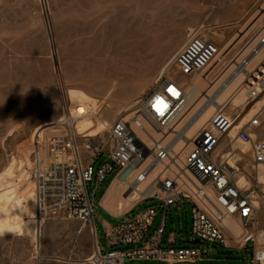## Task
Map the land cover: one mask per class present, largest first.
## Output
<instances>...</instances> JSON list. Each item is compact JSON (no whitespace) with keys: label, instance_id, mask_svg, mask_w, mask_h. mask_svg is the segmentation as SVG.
Instances as JSON below:
<instances>
[{"label":"rangeland","instance_id":"obj_1","mask_svg":"<svg viewBox=\"0 0 264 264\" xmlns=\"http://www.w3.org/2000/svg\"><path fill=\"white\" fill-rule=\"evenodd\" d=\"M199 30L221 48L223 63L216 62L208 77L214 82L264 31V0H0V264H92L96 241L107 251L106 232L121 222L112 215L133 211L131 216H136L154 207L153 229L160 225L164 211L159 203L127 199L114 175L97 190L94 224L71 220L64 212L39 217L32 172L39 153L49 158L50 144L62 134L68 115L75 120L78 134L96 137L108 153L112 149L108 130L117 120L132 118L138 103L162 80L183 79L174 59ZM119 58L121 65L130 66L129 75L121 77L126 78L123 82L110 74ZM263 59L264 49L252 64ZM190 83L202 95L194 99L173 132L191 121L207 103L205 96L212 97L219 85ZM237 85L220 101L229 114L243 98ZM232 95L237 98L227 101ZM215 112L206 113L187 137L192 138ZM153 138L159 136L153 133ZM171 139L173 133L167 141ZM175 149L173 162L184 171L190 147L179 142ZM233 149L237 155L246 153L238 143ZM243 158L241 177L247 186H255L258 203L254 223L244 229L238 219L234 218L238 223L226 220L223 232L229 247L195 244L192 206L180 203L168 209L163 245L173 240V245L165 246L199 249L203 257L196 264H251V248L239 249L238 241L241 232L264 234V186L256 185L247 169L248 155ZM88 190L92 195L91 185Z\"/></svg>","mask_w":264,"mask_h":264},{"label":"built area","instance_id":"obj_2","mask_svg":"<svg viewBox=\"0 0 264 264\" xmlns=\"http://www.w3.org/2000/svg\"><path fill=\"white\" fill-rule=\"evenodd\" d=\"M256 41L232 59L230 70L224 76L216 75L213 82L207 75L220 56V45L206 31L193 33L174 59L183 79L159 81L158 87L138 103L132 118L117 120L108 130L112 143L108 153L100 148L96 137H83L74 130L73 121L64 119L65 128L51 142L49 158L44 159L39 153L34 164L32 182L38 216L64 212L71 220L94 224L97 190L108 176L114 175V180L125 188L127 199L138 192L139 202L157 201L164 216L150 234L157 217L154 207L136 216H131L133 211L123 215L120 224L106 232L107 251L96 241L92 256L96 259L89 260L92 264L201 261L199 249L162 243L168 209L185 202L192 206V237L197 242L229 247L223 223L236 218L245 229L254 223L258 209L255 186L240 184L243 157L248 155L247 169L254 174L256 185L264 186L260 181L264 177V61L255 67L252 64L264 49V31ZM239 78L243 98L238 106H233L232 114L221 107L189 138L211 105L202 107L183 129L173 132L197 88L190 82L201 80L208 86L219 83L215 93L221 94ZM215 93L206 99L218 97ZM233 95L227 101L231 102ZM153 133L159 138H153ZM171 133L173 139L167 141ZM178 142L184 148L190 147L185 154L184 171L172 159ZM224 142L225 148L221 149ZM234 143L246 148V153L237 155ZM247 247L252 250L250 263L264 264V234H243L238 248Z\"/></svg>","mask_w":264,"mask_h":264},{"label":"bare ground","instance_id":"obj_3","mask_svg":"<svg viewBox=\"0 0 264 264\" xmlns=\"http://www.w3.org/2000/svg\"><path fill=\"white\" fill-rule=\"evenodd\" d=\"M122 57V56H121ZM222 57H223V55L222 54H220V56H219V58H218V60H217V63L218 62H221L220 64H222L223 63V61H222ZM121 59L122 58H119V59H115L113 62H114V64H113V66H116L117 68H116V70H114L115 72H113L112 71V73H110L111 74V76L112 77H117V81H119V82H123L126 78V76H128L129 74V69L128 68H130V66H127V63L126 64H124V65H121L122 64V61H121ZM135 63V62H134ZM168 68V66L165 68V70ZM213 69V70H212ZM211 69V71L209 72V74L207 75V77H209L212 73H213V71L215 70V67L214 68H212ZM122 76H125L124 78V80H122L121 79V77ZM241 81V78H239V79H237L236 81H234V83L231 85V87L229 88V89H227L226 91H224L223 93H221L220 94V96L218 95V97H214V98H207V103H208V105L206 106L205 104L203 105V106H201V108L202 107H208L209 105H212L211 106V109H209V111H216V110H219V109H221V107H223V109H226V107H224V105H222V103H220V101L221 100H224V97H223V95L226 93V92H228L230 89H232V87L234 86V84H238L239 82ZM101 85L104 83V81L102 80V81H98ZM202 93L199 91V89L198 88H195L194 89V96L191 98V100L189 101V107H188V109L190 108V106H191V104H192V102H194V99L195 98H198L199 97V95H201ZM243 95V94H242ZM242 95H240V96H242ZM206 97V96H205ZM234 98H237L236 96H234L233 97V99ZM223 102V101H222ZM240 102H241V100H240ZM239 102V103H240ZM239 103L238 104H236V105H234V106H238L239 105ZM187 109V110H188ZM200 109V108H199ZM208 111V112H209ZM188 112V111H187ZM186 113V112H185ZM195 115H196V113L193 115V117H195ZM181 117H182V115H181ZM181 117L179 118V120H178V122L180 121V119H181ZM193 119V118H192ZM67 121L68 122H71V121H75L72 117H71V115H68L67 116ZM177 122V123H178ZM103 128H104V125L102 126ZM183 129V128H182ZM177 131H175L174 133H176ZM179 143V142H178ZM178 143H176L175 144V147H176V145H178ZM176 150V149H175ZM156 172H157V170L155 171V172H153V175H155L156 174ZM152 177V176H151ZM260 181L261 182H264V177H260ZM240 184L241 185H247V181H246V179L244 178V177H241V180H240ZM139 197H140V195H139V193L137 192L135 195H133V196H131L130 198L132 199V200H138L139 199ZM129 198V199H130ZM258 204V203H257Z\"/></svg>","mask_w":264,"mask_h":264},{"label":"crops","instance_id":"obj_4","mask_svg":"<svg viewBox=\"0 0 264 264\" xmlns=\"http://www.w3.org/2000/svg\"><path fill=\"white\" fill-rule=\"evenodd\" d=\"M264 61V59L261 61V63ZM260 64V63H259ZM258 65V64H257ZM257 65H253L254 67L255 66H257ZM115 190V195L117 194V188H115L114 189ZM112 217H114V218H116V219H121V217H122V215H119V216H114V215H112ZM157 218V217H156ZM228 220H232V221H235V222H237V220H235L234 218H230V219H228ZM226 222V221H225ZM224 222V223H225ZM224 223H223V226H224ZM238 223V222H237ZM239 225V224H238ZM115 227V226H114ZM114 227H109L108 228V230H110L111 228H114ZM152 229H153V227H152ZM152 229L150 230V234L156 229H153V231H152ZM107 230V231H108ZM152 231V232H151ZM243 234H245L244 232H241L240 233V237H239V239L242 237V235ZM165 235V234H164ZM163 243V242H162ZM173 245L174 244V241L173 240H168V242L167 243H165L164 245ZM230 246V245H229ZM147 262H153V263H156V264H162L163 262H161V261H138V262H130V264H145V263H147Z\"/></svg>","mask_w":264,"mask_h":264},{"label":"water","instance_id":"obj_5","mask_svg":"<svg viewBox=\"0 0 264 264\" xmlns=\"http://www.w3.org/2000/svg\"><path fill=\"white\" fill-rule=\"evenodd\" d=\"M197 243V241L195 242V244Z\"/></svg>","mask_w":264,"mask_h":264}]
</instances>
